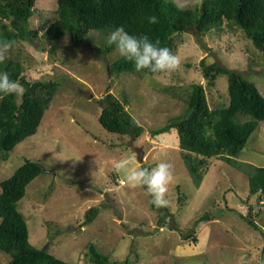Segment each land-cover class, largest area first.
Listing matches in <instances>:
<instances>
[{
    "label": "rangeland",
    "instance_id": "1",
    "mask_svg": "<svg viewBox=\"0 0 264 264\" xmlns=\"http://www.w3.org/2000/svg\"><path fill=\"white\" fill-rule=\"evenodd\" d=\"M200 4L189 0L188 7ZM57 6V0H36L29 25L37 38L14 42L6 59L29 81L59 82L38 131L18 143L7 160L0 159V182L27 160L44 165L19 201L30 242L72 264H94L89 243L109 256L108 264H264V200L250 194L248 176L213 157L197 186L182 158L177 130L152 134L184 113L193 83L206 85L200 64L204 57L242 73L264 95L261 51L240 28L225 24L203 36L184 32L174 52L180 60L174 72L112 73L110 65L121 56L115 46L104 51L110 32L90 30L80 46L69 35L47 37ZM108 92L122 101L127 95L126 108L144 128L139 137L101 125V99ZM227 94L226 75L206 89L211 108L226 104ZM139 147L145 152L143 162ZM133 153L139 166L149 170L160 162L171 164L167 207H153L144 188L129 187L114 171L118 160ZM236 158L264 166V121ZM92 208L99 212L88 221ZM205 213L213 218L196 224ZM242 215L252 217L257 227Z\"/></svg>",
    "mask_w": 264,
    "mask_h": 264
},
{
    "label": "trees",
    "instance_id": "2",
    "mask_svg": "<svg viewBox=\"0 0 264 264\" xmlns=\"http://www.w3.org/2000/svg\"><path fill=\"white\" fill-rule=\"evenodd\" d=\"M35 2L0 0V40L16 42L37 38V30L29 25ZM57 4L55 17L45 30L50 40L69 35L72 44L80 46L90 30L110 32L123 26L130 35L147 34L152 40H160L161 46L174 53L184 32L193 30L203 36L211 30L221 31L228 24L240 28L264 56V0H201L200 5L183 10L172 0H57ZM150 16H155L158 22L150 24ZM113 46H105L104 51H110ZM200 62L206 85L193 83L184 113L171 118L152 134L177 130L182 158L197 186L208 171L209 160L219 157L248 176L250 194L258 193L262 201L264 166L241 163L236 157L264 121V95L255 82L242 73L219 62H207L205 57ZM110 70L117 74L135 72L133 64L123 57L111 64ZM3 72L25 89L20 98L12 94L0 99V159L7 160L18 143L38 131L59 82L29 81L20 67L9 61L0 64V73ZM140 72L154 75L147 69ZM220 75L228 77V102L211 108L206 89L216 87ZM123 95L124 101L112 92L102 97L105 106L99 122L109 132L133 133L139 137L144 128L126 108L127 95ZM43 172L41 162L27 160L12 176L0 182V252L7 257L5 262L0 255V264H72L56 257L48 247L37 248L30 242L27 221L19 209L27 186ZM98 212V208H92L87 220L94 219ZM242 217L257 227L252 217ZM212 218L205 213L196 224ZM87 246L92 263L110 262L109 256L100 252L95 244Z\"/></svg>",
    "mask_w": 264,
    "mask_h": 264
},
{
    "label": "clouds",
    "instance_id": "3",
    "mask_svg": "<svg viewBox=\"0 0 264 264\" xmlns=\"http://www.w3.org/2000/svg\"><path fill=\"white\" fill-rule=\"evenodd\" d=\"M189 0H183L178 8L183 10L188 7ZM150 24L157 23L155 16L148 17ZM107 44L115 46L118 54L126 61L131 62L137 72L147 69L153 74L171 73L180 66L179 57L166 46H161L160 40H152L147 34L130 35L123 26L110 31ZM14 41L0 40V64L8 58V53L13 48ZM25 89L18 81L10 79L7 72L0 73V99L4 96L22 95ZM171 164L160 162L155 167H140L136 154L125 155L114 165V171L122 177V182L131 188L142 187L146 195L151 196V203L157 208L167 207L165 199L168 185L172 180Z\"/></svg>",
    "mask_w": 264,
    "mask_h": 264
},
{
    "label": "water",
    "instance_id": "4",
    "mask_svg": "<svg viewBox=\"0 0 264 264\" xmlns=\"http://www.w3.org/2000/svg\"><path fill=\"white\" fill-rule=\"evenodd\" d=\"M144 154H145V152H144L143 147L137 148V156H138V159H139L140 162L144 161Z\"/></svg>",
    "mask_w": 264,
    "mask_h": 264
}]
</instances>
